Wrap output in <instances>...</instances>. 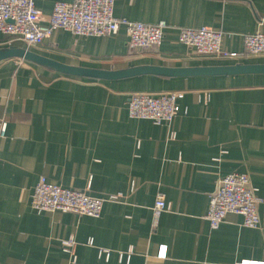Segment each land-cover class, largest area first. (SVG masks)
<instances>
[{
  "label": "crops",
  "instance_id": "obj_1",
  "mask_svg": "<svg viewBox=\"0 0 264 264\" xmlns=\"http://www.w3.org/2000/svg\"><path fill=\"white\" fill-rule=\"evenodd\" d=\"M57 1L73 0H34L44 20ZM113 12L132 21L165 20L161 43L130 49L123 27L109 36L58 29L28 49L105 70L264 63V52L248 55L243 41L264 32V0H114ZM201 26L222 31V48L240 55H200L179 42L178 28ZM18 46L26 48L0 34V48ZM135 92H180V110L161 124L130 118L126 102ZM0 120L7 122L0 138V264L264 262V74L101 80L9 58L0 61ZM232 172L246 173L263 199L257 228L234 213L209 226V196L216 180ZM41 176L102 199L122 195L105 200L96 218L37 211L31 195ZM158 193L168 209L154 227ZM71 237L76 244L67 252L61 242ZM162 245L166 256L159 258Z\"/></svg>",
  "mask_w": 264,
  "mask_h": 264
},
{
  "label": "built area",
  "instance_id": "obj_2",
  "mask_svg": "<svg viewBox=\"0 0 264 264\" xmlns=\"http://www.w3.org/2000/svg\"><path fill=\"white\" fill-rule=\"evenodd\" d=\"M114 0H73L57 1L53 4L49 17L44 20L36 8L34 0H0V34L21 40L26 48L41 44L58 29L78 36H109L123 27L130 49L149 48L159 45L168 27L165 20L154 23L132 21L116 17L113 12ZM223 33L210 27L178 28V40L200 55H214L220 58H237L240 53L222 48ZM244 52L259 55L264 52V32L256 31L244 36ZM180 92L150 94L135 92L129 95L126 105L130 118L148 119L154 124L171 121L179 112L177 99ZM7 122L0 120V138L5 136ZM176 133L171 131L170 140ZM122 194H109L106 199L94 197L85 191L63 188L48 182L41 176L34 185L31 206L37 211L72 212L78 215L98 217L105 200L118 199ZM263 199L257 194L246 173L232 172L219 177L209 196L206 219L211 229H216L227 213L242 217V225L249 228L259 226L258 206ZM168 209L161 193L156 195L152 206L153 225L156 226L160 214ZM62 246L70 252L76 244L74 238L63 240ZM88 245H93L89 238ZM100 254L109 256V250L99 249ZM132 249L127 251L130 259ZM157 256H166V246H160ZM240 264H264V262L243 260Z\"/></svg>",
  "mask_w": 264,
  "mask_h": 264
},
{
  "label": "water",
  "instance_id": "obj_3",
  "mask_svg": "<svg viewBox=\"0 0 264 264\" xmlns=\"http://www.w3.org/2000/svg\"><path fill=\"white\" fill-rule=\"evenodd\" d=\"M9 58H19L38 65L45 66L59 73L101 80H119L141 75H156L163 77H185L196 75H236L264 74V63H234L215 66L167 67L159 65H136L122 69H96L68 65L52 58L38 54L24 47L0 48V61Z\"/></svg>",
  "mask_w": 264,
  "mask_h": 264
}]
</instances>
